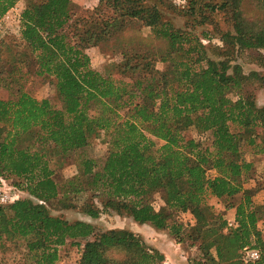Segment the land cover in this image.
I'll return each instance as SVG.
<instances>
[{
	"label": "trees",
	"instance_id": "obj_1",
	"mask_svg": "<svg viewBox=\"0 0 264 264\" xmlns=\"http://www.w3.org/2000/svg\"><path fill=\"white\" fill-rule=\"evenodd\" d=\"M184 1L176 10L161 0H98L103 10L74 12L70 0H45L21 12L19 36L32 55L34 74L54 81L59 106L25 91L22 64L9 69L0 63V84L8 93L0 100V185L11 182L29 196L0 206V244L23 247L19 264H56L57 248L67 242L80 249L78 264L164 262L128 231L97 233L90 224L51 215L49 206L69 208L86 189L78 174L62 184L54 181L50 151L68 160L97 132L109 137L107 153L100 162L81 159L79 170L89 176L88 191L103 211L167 231L178 244L190 240L214 264H244V249L260 254L248 264H264L257 228L264 204L253 202L242 180L252 167L245 155L264 153V120L248 105L244 89L257 74L243 75L229 63L223 67L226 61H214L206 46L213 31L230 41L232 52L264 50V22L245 18L244 0ZM16 2L0 0V20ZM252 3L264 12V0ZM130 20L148 28L152 38H141V47L121 46L118 71L128 81L92 70L82 47L119 38ZM158 63L165 69L158 70ZM189 128L208 134L207 144L187 139ZM154 140L162 142L155 151ZM156 196L163 204L158 210ZM211 198L233 211L234 228L209 204ZM99 212L85 205L91 218ZM185 213L192 223L182 222Z\"/></svg>",
	"mask_w": 264,
	"mask_h": 264
},
{
	"label": "rangeland",
	"instance_id": "obj_2",
	"mask_svg": "<svg viewBox=\"0 0 264 264\" xmlns=\"http://www.w3.org/2000/svg\"><path fill=\"white\" fill-rule=\"evenodd\" d=\"M16 1L15 7L8 13L9 18L0 20V63L5 68L10 67L9 69L18 64H22L23 72H27V76L25 77L26 80L23 83L25 91L38 101L46 99L49 100L52 105L58 107L59 100L54 88V81L35 76L34 72L36 66L32 55L19 36L20 23L18 20L21 12L26 8L33 10L43 4L45 0ZM161 1L164 6L176 10L184 8L187 4V1L184 0ZM241 5L246 19L264 22V12L260 10L257 4L255 5V3H252V0H244ZM69 8L71 11L79 12L83 10L91 11L95 8L102 9L103 6L98 0H70ZM176 23L180 25L181 21H177ZM211 36L213 37L208 39V45L206 46L211 48L209 56L214 61H226L225 63H221L223 67L227 66L228 63L231 66L238 65L243 75L246 76L251 73L257 74L255 80L253 78L247 80L244 89L249 94L248 105L252 110L258 113L262 120H264V50L252 51L233 48L232 52L231 48L227 49L232 45L228 39L223 38V40H220L215 34L213 35V31ZM141 38L146 39V41L151 40L152 37L149 29L144 27L139 21L130 20L126 27V31H124L123 35L119 38L107 40L97 46H83L82 50L88 56L92 70L108 74L115 79L128 81V76L118 71V66L122 60L120 53L122 52L121 46L125 43H131L134 47H141V45L144 44ZM144 48H147V46H144ZM227 58H229V60H227ZM165 67L164 64H156L158 70H164ZM15 88L16 86L13 87V89ZM7 97V91L0 84V100H4ZM230 98L235 100L236 94L232 93ZM1 133L0 129V137ZM184 135L187 139H194L195 141L203 143V145L207 144L208 134L201 135L193 128H189L185 131ZM108 142L109 137L105 133L97 132L90 138L87 147L76 155H72L68 160L60 159L56 152L50 151V154L53 155L50 168L54 171V181L62 184L67 179H71L78 174L86 189V192L80 193L70 200L72 206L69 208H60L58 205L49 206L48 209L51 215L68 222L81 221L90 224L95 228L97 233L110 230L128 231L131 236L138 237L142 244L150 250L169 249L168 251L172 254L177 253L178 259L183 264H214L211 259L208 260L203 257L202 252L192 241L187 240L178 244L167 231L156 230L152 226L146 224L139 225L134 223L130 217L119 216L112 211H103L98 202L99 200L91 198L92 193L88 191L90 178L79 170V164L81 159H94L100 162L107 153ZM161 145V141L154 140L153 150L159 149ZM245 158L246 161L252 164V167L250 172L242 178L244 188H248L253 192L252 200L254 203L262 205L264 204V153L255 155L250 152L245 155ZM213 174L214 172L208 173L209 176ZM12 186L11 182H7V186L3 188L13 200L16 196L20 199L29 198L26 193L17 192ZM230 201L236 203V199ZM87 204L99 209L100 212L96 218H91L85 213V205ZM152 204L155 210H158L163 205L158 196L152 199ZM209 204L214 207L216 212L224 215V219L227 223L231 224V226L227 225L228 228H234L231 221L233 211L229 212L225 210L224 200L211 198ZM204 216L209 218L207 213H204ZM179 217L183 223H192L191 216L188 213L182 214ZM257 228L264 239V216L258 222ZM224 233H227L226 228L224 229ZM207 237L210 239L212 235L207 234ZM78 242L84 243L83 240H78ZM157 251L160 252L159 250ZM57 252L59 258L56 264H78L80 249L74 244L67 242L64 246L58 247ZM21 253H23V247L19 243L15 245L2 242V244H0V264H19L21 262ZM241 258L239 252L240 261H242ZM163 261V263L170 264L167 258H164Z\"/></svg>",
	"mask_w": 264,
	"mask_h": 264
},
{
	"label": "built area",
	"instance_id": "obj_3",
	"mask_svg": "<svg viewBox=\"0 0 264 264\" xmlns=\"http://www.w3.org/2000/svg\"><path fill=\"white\" fill-rule=\"evenodd\" d=\"M5 19L9 18V14H7L5 17ZM19 22V20H18ZM20 23V22H19ZM4 186H2V183L0 185V205H7L10 202L13 201V199L11 198V196L4 190L3 188ZM228 226H231V224H228ZM260 259V254L258 251L256 250H251V249H244L243 253H242V262L244 264H248V263H254L257 262ZM163 264H168V263H163Z\"/></svg>",
	"mask_w": 264,
	"mask_h": 264
},
{
	"label": "crops",
	"instance_id": "obj_4",
	"mask_svg": "<svg viewBox=\"0 0 264 264\" xmlns=\"http://www.w3.org/2000/svg\"><path fill=\"white\" fill-rule=\"evenodd\" d=\"M161 252V254L164 256V258L169 259L170 264H183L182 262H180V260L177 257V253L176 254H172L170 251H168L169 249H157Z\"/></svg>",
	"mask_w": 264,
	"mask_h": 264
}]
</instances>
